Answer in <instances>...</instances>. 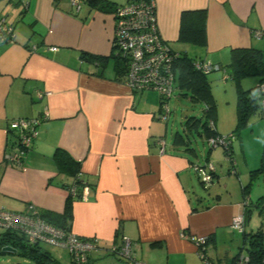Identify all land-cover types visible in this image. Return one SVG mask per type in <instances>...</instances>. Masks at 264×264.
<instances>
[{"label":"crops","instance_id":"1","mask_svg":"<svg viewBox=\"0 0 264 264\" xmlns=\"http://www.w3.org/2000/svg\"><path fill=\"white\" fill-rule=\"evenodd\" d=\"M107 1L101 9L90 0H80L79 8L70 0H0V19L11 27L0 40V210L26 212L33 205L40 212L64 213L74 177L57 171L52 156L61 148L80 163L85 182L84 196L70 199L66 222L77 236L97 240L90 264H129L110 249L126 239L132 258L143 264H200L199 248L181 233L207 237L208 258L230 262L238 252L230 260L212 258L218 235H233L237 215L243 218L242 234L259 229H244L246 185L240 183L233 195L236 186L228 184L230 177L220 183L222 168L212 163L213 181L205 186L187 155L195 151L175 144L174 134L167 147L159 95L132 91L116 75L111 56L114 10L130 0ZM155 2L158 29L174 51L189 49L178 32L181 12L192 9L206 10L207 39L197 60L222 66L233 48L264 50V0ZM84 54L108 60L101 65ZM254 77L253 86L259 85ZM30 117L40 119L38 134L20 163L10 162L6 157L17 136L8 124ZM211 150L203 164L211 161ZM229 162L228 173L237 175L235 161ZM194 177L212 189L208 198L196 193ZM53 252L48 264L70 263L71 256ZM108 255L119 258L98 262Z\"/></svg>","mask_w":264,"mask_h":264},{"label":"built area","instance_id":"2","mask_svg":"<svg viewBox=\"0 0 264 264\" xmlns=\"http://www.w3.org/2000/svg\"><path fill=\"white\" fill-rule=\"evenodd\" d=\"M71 4L79 8L80 0H70ZM114 37L113 49L115 55L126 65L124 82L132 91L141 92L152 90L157 92L162 99V111L158 115L161 121L167 120L168 99L172 96L176 83V72L174 71V60L176 53L168 46L162 38L157 24V9L155 0H130L128 3L116 6L114 10ZM11 27L4 19H0V40L9 37ZM257 37L261 35L258 31ZM197 69L205 73L219 70V64L196 60ZM258 93L261 96V105L264 107V83L258 85ZM39 118H18L9 122L8 127L17 134V140L12 147V152L7 155L10 162L20 163L25 153L31 147L38 131ZM234 134L212 137L207 140L212 149L217 145L226 147ZM164 149V140L161 141V150ZM201 182L209 186L213 181L214 168L210 162L202 165H194ZM75 193V188H71ZM86 188H83V197ZM232 227L241 229L243 218L237 215L232 220ZM6 231L17 232L31 244L39 243L59 246L68 249L71 256L69 264H90V252L98 247L94 238H81L70 229L57 227L47 222L40 216L39 211L29 205L26 212L0 210V235ZM181 236L193 241L199 248V257L203 264H255L248 254L240 253L230 262L213 261L206 255L207 237L189 236L181 233ZM112 252L120 257L127 258L129 264H143L134 260L131 256L129 240H123L119 246L110 248Z\"/></svg>","mask_w":264,"mask_h":264},{"label":"trees","instance_id":"3","mask_svg":"<svg viewBox=\"0 0 264 264\" xmlns=\"http://www.w3.org/2000/svg\"><path fill=\"white\" fill-rule=\"evenodd\" d=\"M90 4L92 6H99V8L103 9L107 4H109V1L90 0ZM178 39L180 42L192 43L198 46H204L206 44L205 9H192L181 12ZM174 52L176 53L174 71L176 72V82L178 87L184 88L186 92H189L191 94L190 99L192 101H201L205 104V108L203 110L205 121L197 119L194 116H189L185 123V129L187 131H184H189V133L195 131L206 140L212 137L222 136L215 128L216 103L211 94L210 85L206 77L208 73H205L195 67V58L189 57L185 52ZM111 56L114 57L116 75L120 78L123 77L126 71L125 63L117 57L115 53H112ZM82 57L91 62H98L101 65H104V62L108 60L106 57L93 54H84ZM219 67V70L222 69L225 72L226 69H229L230 77L235 80L237 84L236 113L238 125L236 131L240 127H245L248 124L249 117L254 113L258 112L262 117H264V107L261 105V96L258 93V85L244 89L241 84V79L248 75L258 76L260 83H264V50L255 47L233 48L230 52V61L225 65H219ZM159 101L160 113L162 111V99L160 97ZM173 140L177 145L188 146L187 138H184L181 133H175ZM223 150L231 163H233L234 157L232 154L231 143H229L226 147L224 146ZM52 158L57 171L59 173L73 176L74 181L73 184L68 187L69 197L62 215H55L40 211L39 214L47 222L57 227L70 229V226L66 222L67 220H70L72 216L70 199L74 197H81L85 182L80 178V163L73 159L67 151L57 148L54 151ZM212 174L214 175V171ZM259 174H264V149H262L259 166L250 170L251 178ZM249 184L250 182L246 186ZM73 187L75 188L74 194L71 192V188ZM261 200L262 198L257 201V205L262 204ZM6 244H11L12 246L18 248L21 255L35 260L38 264H48L47 260L50 262L53 260L48 251L41 247V244H31L17 232L6 231L0 235V254L5 253L1 251V247ZM246 244H248V247H246ZM243 247H245L249 258L255 264H264V230L259 228L249 233H243V245L234 259L242 252L241 249Z\"/></svg>","mask_w":264,"mask_h":264},{"label":"rangeland","instance_id":"4","mask_svg":"<svg viewBox=\"0 0 264 264\" xmlns=\"http://www.w3.org/2000/svg\"><path fill=\"white\" fill-rule=\"evenodd\" d=\"M184 43V42H183ZM186 44V43H185ZM188 50H185L189 57L198 59V56L202 53V47L188 43ZM115 53V51H114ZM230 61V56L229 60ZM111 65V64H110ZM228 75L227 80H223V73L221 71H211L206 77L210 85L211 94L216 103V124L215 128L220 135L233 134L231 139V146L233 149V157L236 165L237 175L228 173V167L230 165L229 160L224 155L222 145H217L212 148V158L210 163H214L217 168H222L220 183H224L225 179L230 177L228 184L231 186H237L240 183L242 187L246 186L247 192V204L249 207L246 211V219L244 229L249 231L250 229H256L259 227L264 230V174H259L255 177L250 176V169L258 167L260 163V156L262 146H264V118H261L260 113L251 115L249 117L248 125L240 127L237 131V113H236V102H237V89L236 82L230 77V70L226 69L225 72ZM244 79V81H242ZM241 79V84L244 89L253 87L254 76L248 75ZM175 89L172 96L168 99V110L166 120V131H165V142L167 147L169 144L172 145V136L175 133H181L184 138L188 140V146L195 151V155L187 154L183 147H179V151L186 153L188 157L197 164H203L204 158L209 150V145L203 136H200L197 132L192 131L191 133L185 132L186 121L189 116H194L197 119L205 121L203 110L205 104L201 101H192L191 94L186 92L184 88H179L177 82L175 83ZM154 94H157V92ZM165 122V121H163ZM194 130V129H193ZM187 131V130H186ZM228 174V175H227ZM231 174V175H230ZM195 191L202 197L208 198V195L212 193L211 188H207L200 184V180L194 177ZM218 186V185H217ZM242 199V194L240 192ZM262 198V204L257 205V201ZM250 201V203H249ZM233 235L227 234L225 231L219 234L217 237V244L212 247L211 255L212 258H221V261L230 260L242 247L243 245V234L238 229L231 228ZM41 247L45 250L51 251L53 255H56L53 250L63 253L64 257L69 256L68 249L59 246H52L41 244ZM248 247V244H246ZM242 254H246V249H241ZM112 256V257H111ZM106 256L105 258L98 259V262L104 263L105 261L115 260L119 258L117 255ZM115 257V258H114ZM114 258V259H113ZM119 259H123L120 257ZM124 260V259H123ZM200 264H203L201 259ZM116 261V260H115ZM0 264H38L35 260L23 256L19 253H4L0 254Z\"/></svg>","mask_w":264,"mask_h":264},{"label":"water","instance_id":"5","mask_svg":"<svg viewBox=\"0 0 264 264\" xmlns=\"http://www.w3.org/2000/svg\"><path fill=\"white\" fill-rule=\"evenodd\" d=\"M1 251L5 253H15L17 252V249L12 247L11 245H4L1 247Z\"/></svg>","mask_w":264,"mask_h":264}]
</instances>
